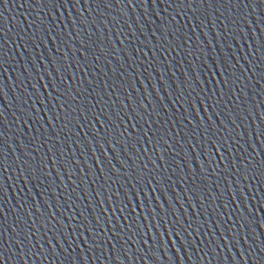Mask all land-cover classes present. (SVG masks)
Instances as JSON below:
<instances>
[{"label": "water", "instance_id": "obj_1", "mask_svg": "<svg viewBox=\"0 0 264 264\" xmlns=\"http://www.w3.org/2000/svg\"><path fill=\"white\" fill-rule=\"evenodd\" d=\"M246 3L243 0L237 7L208 0L177 7L179 0H155L149 7L137 0L135 6L125 8V0H113L114 6L81 0L75 8L65 2L53 9L39 0H0V112H4L0 140L7 139L14 148L19 145L15 152L5 147V156L0 157L4 161L0 163V252L9 257H0V264H80L81 260L83 264H259L264 246V137L257 135L264 129V53L260 51L264 5L258 6L255 0L244 7ZM48 29L51 32L45 38ZM233 31L239 33L237 40L233 42L230 35L225 40V32ZM215 37L216 43H209ZM40 41L43 47L33 46ZM169 41H174L172 47ZM81 45L89 49L83 59L77 53ZM106 49L114 54L96 61L95 56ZM66 51L70 57L64 56ZM229 53L236 55L229 59ZM196 55L201 59L195 60ZM193 60L199 87L195 91L185 87L184 94L178 88L173 92L169 85L179 83ZM236 60V67L229 68L235 75L225 85L224 75L217 74L223 72L220 65ZM157 77H163V85ZM69 85L74 101L59 95ZM109 86L116 89L112 95H108ZM34 100L39 102L28 110ZM97 101L95 109L80 115ZM21 108L28 111L16 119ZM85 116L87 124L80 126ZM109 116L114 130L108 139L120 140L113 152L106 150L111 145L105 146L101 139L105 130L97 132ZM237 116L242 126L232 135L239 143L229 141L231 148L225 144L226 151L212 155L215 138L204 129L212 125L216 131L221 128L218 121L230 125ZM125 127L129 131L119 136ZM130 134H134L131 142L125 143ZM225 134L221 129L220 135ZM93 136L99 144L93 143ZM151 136L164 139L159 145L155 139L146 143ZM136 137H141L138 143ZM193 142L197 147L188 155ZM53 145V152H48ZM101 152L103 164L96 162ZM125 154L128 163L123 171L112 169L110 178L111 165L117 163L119 168V163L109 159L116 155L122 162ZM25 160L34 167L43 161L41 180L21 171ZM246 165L250 167L245 172ZM241 216L248 226L239 229L240 243L234 245L227 237L237 232L234 221ZM17 217L24 233L29 227L36 233L33 244L42 239L43 253L37 245L27 256L11 254L19 252L10 240ZM88 228L99 233L101 247L84 253L81 250L88 243L82 241ZM173 229L183 234L175 236ZM49 230L72 252L71 257L68 251L60 253L55 240L52 244L59 254H51L45 235ZM96 232L89 235L96 237ZM157 240L156 249L146 254L148 242ZM112 244H117L115 250Z\"/></svg>", "mask_w": 264, "mask_h": 264}, {"label": "snow or ice", "instance_id": "obj_2", "mask_svg": "<svg viewBox=\"0 0 264 264\" xmlns=\"http://www.w3.org/2000/svg\"><path fill=\"white\" fill-rule=\"evenodd\" d=\"M67 2L71 5L72 8H75V5L76 3H79L81 2V0H75V2H73V0H39V3L42 4L44 7H47L49 4L52 5V8L55 9L57 6L59 7H63L64 3ZM92 3H96L97 0H91ZM117 2H119V0H117ZM155 2V0H139V3L143 4V3H147L149 5V7L151 6V4ZM222 2L224 3H227L229 6H232V5H235V6H239L240 3L243 2V0H222ZM99 3L101 4H105V5H108V6H114L113 4V0H99ZM196 3H208V0H179V4H177V7L180 6V4H183L185 7H191L193 6L194 4ZM252 3H255V0H248V3L244 4V7H249L250 4ZM137 4V0H125V8H128L129 5H133L135 6ZM261 5H264V0H259V5L258 6H261ZM147 11V10H146ZM42 15H47V13H42ZM144 14L142 13V16ZM262 16H264V12L261 13ZM171 19H175V17H172ZM193 19H198L197 17H193ZM74 23H79V20L74 22ZM201 23H203V21H201ZM197 27H199V25H197ZM225 28H227V25H225ZM39 30V29H37ZM159 29H157L158 31ZM174 32L176 31H179V28H174L173 30ZM51 32V29H48L46 32H45V38H47V35L48 33ZM155 32H153V35L155 36ZM35 35V33L33 34ZM54 35V33H53ZM229 35L231 36V39L233 42H235L237 40V37L239 36V33L238 32H231V33H228V32H225L224 34V39L227 40ZM164 37L161 36L160 39H163ZM188 41H191L192 37L191 36H188L187 37ZM240 39H243V37H240ZM61 43H63V41H61ZM174 43V41H169L168 44H169V47H172V44ZM209 43H212L213 45L216 43V37L214 38V41L212 39V41H210ZM34 47H43V41H40L39 44H36V45H33ZM227 47H231L232 45H226ZM3 45H0V48H2ZM67 47V46H65ZM177 48L179 47H182V45H176ZM251 47V46H249ZM81 48L83 49V51H81ZM218 50V49H217ZM57 51H59V48L57 49ZM89 49L87 46L85 45H81L80 48H77V53H79V57L81 59L84 58V53L88 52ZM197 51H199V49H197ZM205 54L207 55V52H208V49L205 48ZM260 51L262 53H264V44H262L260 46ZM114 54V50H104L101 54H98L95 56V60L96 61H99L102 59L103 55H113ZM189 55L192 54L191 51H189L188 53ZM233 55H236V54H233V53H229V59L232 58ZM252 55L254 56L255 55V51H253ZM64 56L66 57H70L71 56V53L70 52H65L64 53ZM63 57H61L62 59ZM40 57H37V60H39ZM44 59H48L46 56L44 57ZM164 59H167V57H164ZM201 59V56L200 55H196L195 56V60H200ZM195 60L189 62L187 65H186V69L185 71L182 73V79L179 80V83L178 84H170L169 87L172 89L173 92L176 91V89H180V92L182 94H184V89L185 87L187 88H192L193 91H195V88L199 87V84H198V79H197V76L196 75H193V72L195 71V69H193V64L195 63ZM49 64H52V60H49L48 61ZM239 63V60H236L235 63L229 65L228 63H222L220 65V67L223 69V72L222 73H217L218 75L220 74H223L225 79L224 81H222V83H224L225 85H227L228 81L232 79V77L235 75V73H230L229 72V68H235L236 67V64ZM72 65L69 64V67H71ZM174 67H177L178 65H173ZM40 67H43V65L41 64ZM215 67V65H214ZM61 68H63V65H61ZM25 71H27V69H25ZM167 71L168 69H165L164 70V75L166 76L167 75ZM202 74V73H201ZM173 75H175V73H173ZM46 78V77H45ZM264 78V77H262ZM157 79L159 80L160 84L163 85V77H157ZM168 79L170 80L171 77H168ZM240 77H236V80H239ZM61 84L63 83V79H61ZM233 83L235 84V81H233ZM35 87V86H33ZM48 87H53V85L51 83L48 84ZM109 87H112V86H109ZM54 91H59V89H54ZM95 91V90H93ZM116 91V89L114 87H112V92H109L108 95H112V93H114ZM80 93L78 92L77 95H79ZM192 93H186V95H191ZM59 95L61 98H63L64 96H71V85H69V88H66L64 89L63 91H60L59 92ZM132 94L131 92L129 93V98H131ZM207 97H205L206 99ZM16 99H19V97H17ZM71 99L74 101L76 99L75 96H71ZM104 97L103 95L101 96V100H103ZM144 99V98H142ZM146 100V99H145ZM176 100H179V96L176 97ZM39 101L38 100H34V101H31V103L29 104V109H31V107L38 103ZM115 102V101H114ZM67 104V102H65ZM89 103H91L89 101ZM97 104H99V101H97L96 103L94 104H91V108H84V111L80 113V115H85L86 112L88 111H91L92 109H95ZM63 106V105H62ZM68 107H71V105H67ZM125 107H128L127 104H125ZM28 110H25L23 108H21V112L19 114H16V119H21L22 116L26 115V111ZM104 110L102 109L101 112H103ZM156 109L155 108H152V112H155ZM70 112L68 113V115L70 116ZM141 119H143L144 117V114L141 113ZM0 116H4V112H0ZM148 117L149 119L151 118V113H148ZM57 117H53V119H56ZM66 119L68 118L67 116L65 117ZM125 119H127L128 117L125 116L124 117ZM94 119H96L97 121H99L100 119V115H96L94 117ZM131 119H135V116H132ZM184 119H187V117H184ZM240 119L239 116H237L236 119H233L232 121H230V125H225L223 124L222 121H218L217 123H219L221 125V128H218L216 129V131H212V125H208V127H206L204 129L205 133H211V137L215 138L213 140V143H214V150H213V153L212 155L215 154V152L217 151H226L224 146L225 144L228 145L229 148L232 147V144L229 143V141H232L234 143H239V140L236 139L232 134L235 133L236 131V128L237 127H241L242 125L238 124L237 121ZM262 121H264V118H262ZM22 123L24 122L23 120L21 121ZM27 122L28 123H31L32 120L31 118L29 117L27 119ZM71 122V121H69ZM138 123L136 125H133L132 127L135 128L138 126ZM87 124V116H85V119L84 121L81 122V125L80 126H85ZM64 127H67V124L64 125ZM150 127V126H149ZM199 126L197 125V128ZM101 129H104L105 130V135L103 137H101V139L103 140V144L105 146H108V145H111V146H108L106 148V150L108 152H113L114 148L115 147H118L119 144H120V140L117 138V139H112V140H109L108 139V134L110 132H112L114 130V126L112 125L111 123V117L109 116L108 118V122L106 124H102L98 127L97 129V132L99 133V131ZM221 129H223L226 134L221 136L220 133H221ZM63 130V129H61ZM129 131V129L127 127L124 128L123 131H120L119 132V136L121 137H124L125 136V132ZM159 131V130H158ZM4 133L3 132H0V136H3ZM134 134H130L129 136L125 137V143H129L131 142V139H132V136ZM240 135V139L243 138V133L239 134ZM257 135L261 136V137H264V129H262L259 133H257ZM68 139H71V137L69 136ZM136 142L138 143L139 140L141 139V137H136ZM153 139H155V143L156 145H159L160 144V141L164 139L163 136H160L159 138H156L155 136H151L149 137L148 141H146V143H149L151 142ZM205 139H208V137L206 136ZM93 143L95 144H99L100 141L97 140L96 136H93ZM7 147L8 148V151L9 152H15L17 151L19 145H17L15 148L12 146V145H8L7 144V139H4V140H0V157H3L5 156V153H4V148ZM169 148H173L174 146L172 144H169L168 145ZM197 147L196 143L193 142L192 144V148L189 149V152H188V155L191 154V152ZM55 148V145H53L52 147L48 148V152H53ZM85 148H87V145H85ZM240 148L243 149V144L240 145ZM38 149H34L33 151H37ZM155 148L153 149V151L155 152ZM246 151V149H244ZM123 151V150H121ZM138 151H140L138 149ZM144 151H147V149H144ZM85 153L84 152H81V155H84ZM203 154V153H201ZM104 156V153L101 152L100 153V156L97 157V163H100V164H103L104 161L101 159V157ZM17 159H20V157L18 156ZM45 159H47V154H45ZM129 157L127 156V154H125V158L122 162L119 161V158L116 156V155H113L110 159H109V163H111L113 160H116L118 161L119 163V168L117 167V163H113L111 165V168L109 169V177L111 178L112 175H114V173L112 172V169H117V171H123V164L125 163H128L129 161ZM161 159H163V157H161ZM221 159H223V156H221ZM33 160H35V156L33 155ZM4 161L3 160H0V163H3ZM24 168L21 169L22 172H24L28 178H32V177H35L37 180H41V177L44 175V172H43V161L41 162L40 165L38 166H33V163L32 161H28V160H25L24 162ZM69 163H71V161H69ZM234 166V165H233ZM144 167H147V164L144 165ZM250 167V165H246L245 166V169L244 171L246 172L248 170V168ZM237 172L240 171L239 168L236 169ZM37 173H39L40 175H37ZM255 175V173H254ZM261 175L264 176V169L261 170ZM153 183H156L155 181H153ZM235 183V182H233ZM122 187V186H121ZM48 189L45 188L44 191H47ZM152 190H156V189H151L150 191ZM239 191V190H237ZM237 199H239L240 197L237 196L236 197ZM23 205H21L22 207ZM137 207H139V205H137ZM29 215H31V213H29ZM19 220L20 218L17 217V220H16V226L15 228L11 229L10 231L13 233L12 237H10V240L12 242V245H16L19 249V252H11V248H9L8 250L11 252L12 255L14 256H19L20 254H23L25 256L28 255L29 252L32 251V248H35L37 245L40 246V252L43 253L44 252V246L43 244H41V240H36L35 243L33 244L32 241H33V237L36 236V233L32 231L31 227H29L27 233H24L23 229L20 228V224H19ZM134 223V221H133ZM234 223L236 224L237 226V232L232 234V235H229L227 238H228V241L229 243H232L234 245L240 243L238 237L240 235L239 233V229H242V228H246L248 226L247 222L245 221V217L241 216L239 218V222L238 221H234ZM32 224H36V221L33 220L32 221ZM188 227H191V225L189 224ZM19 229V230H18ZM37 231H40V229H37ZM57 232H59L60 230L59 229H56ZM75 231V230H73ZM51 230H49L48 232H45V235L48 237V240H47V243L48 245H51L50 247V251H51V254L52 255H57L59 253H57L55 250H56V245H53L52 244V241L55 240L56 241V244L60 245V253H63L65 251H68L66 248L63 247V244L61 243V240L57 239L56 235H52L50 234ZM92 232H96V229L95 228H88V229H85V233L84 235L87 237L86 240L82 241V243H88V248H85V249H82L81 251L84 252V253H87L88 251L90 250H94L95 248H99L101 247V244L98 242V239L97 237L99 236V233L96 232V237H93L91 235H89L90 233ZM173 235L175 236H180L183 234V232H177L175 229H173V232H172ZM61 235L63 236V233H61ZM79 235V233L77 234ZM167 235V234H166ZM187 235H193V233H187ZM23 237V238H21ZM113 239H116V236L114 235L112 237ZM68 238L67 237H64V240H67ZM89 241H91L89 243ZM150 243V247L148 250H146V254H149L153 251V249H156L157 245L159 244V241L157 240L155 244H151V242H148ZM185 243L190 247L191 246V242L190 241H187V236H185ZM185 243H182L181 244V248L180 250H183L185 249ZM117 244H119V241H117ZM117 244H112L111 245V248L113 250H115L117 248ZM25 247L28 248V251L25 252ZM69 248H71V244H69ZM140 250H143V249H140ZM72 251H75V249H72ZM251 251H255V249H252ZM251 251H249L247 254L248 255H251ZM262 255L260 257V260H259V264H264V246L261 247L260 249ZM33 256L36 255L35 252L32 253ZM72 255V252H69L68 251V256L71 257ZM240 255V253H239ZM0 257L3 258V260H7L9 259V257L7 256H4L2 252H0ZM151 258V256L149 255V259ZM143 259V258H142ZM80 264H83V261L81 260L80 261Z\"/></svg>", "mask_w": 264, "mask_h": 264}]
</instances>
